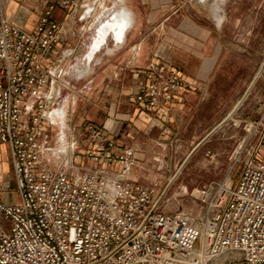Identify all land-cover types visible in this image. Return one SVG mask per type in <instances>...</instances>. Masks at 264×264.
I'll return each mask as SVG.
<instances>
[{
  "label": "built area",
  "instance_id": "1",
  "mask_svg": "<svg viewBox=\"0 0 264 264\" xmlns=\"http://www.w3.org/2000/svg\"><path fill=\"white\" fill-rule=\"evenodd\" d=\"M59 3L68 10L77 0ZM54 8L28 32L0 0V143L16 180V199L0 198V264H264V112L243 123L226 178L194 189L193 205L176 212L160 208L153 188L100 168L134 162L131 148L100 125L84 128L82 150L60 129L58 153L71 152L72 162L50 166L57 111L46 88L63 46ZM186 86L169 65L152 62L134 102L155 108ZM73 160L91 167L70 171Z\"/></svg>",
  "mask_w": 264,
  "mask_h": 264
},
{
  "label": "crops",
  "instance_id": "2",
  "mask_svg": "<svg viewBox=\"0 0 264 264\" xmlns=\"http://www.w3.org/2000/svg\"><path fill=\"white\" fill-rule=\"evenodd\" d=\"M2 2L7 18L28 32L54 4L52 16L62 24L63 46L46 88L49 104L53 108L62 104L60 109L68 111L70 97L62 98V92L72 90L68 79L73 77L85 80L86 97L90 92L101 95L100 122L89 121L84 128L90 123L102 126L119 146L131 148L134 159L126 168L101 166L108 176L141 184L149 175L143 162L150 154L145 144L157 136L177 137L189 127L194 128V148L221 142L217 148L214 143L207 155L225 157L244 136L243 123L264 112V42H252L256 32H264V0H77L68 10L59 0ZM159 61L182 75L187 86L172 101L141 108L134 102L136 88L145 81L150 64ZM254 63L259 64L256 71ZM230 64L235 65L234 76L242 72L239 86L244 89L221 116L222 97L216 98L215 88L230 80ZM72 103L76 104L75 98ZM215 103L219 105L210 106ZM165 124L168 130L163 133ZM52 126L57 127L58 139L62 128L55 120ZM63 131L68 142L80 145L68 120ZM7 156L11 161L8 151ZM84 163L91 167L88 161L78 164ZM3 186L2 200L16 198Z\"/></svg>",
  "mask_w": 264,
  "mask_h": 264
},
{
  "label": "rangeland",
  "instance_id": "3",
  "mask_svg": "<svg viewBox=\"0 0 264 264\" xmlns=\"http://www.w3.org/2000/svg\"><path fill=\"white\" fill-rule=\"evenodd\" d=\"M256 32L255 38L252 42H264V32ZM257 58V57H255ZM242 65V64H241ZM245 65V64H244ZM254 71L258 67V63H254ZM234 64L229 65V81L222 80L221 85L216 86V98L222 97L221 116H224L229 107L232 104L233 99H236L239 95L238 91H242V72L237 75H233L232 71L235 70ZM234 68V69H233ZM231 74V75H230ZM69 84L72 86V90L64 89L62 92V98L70 97V105L68 111H64L62 104L59 106L54 104V108L60 109L56 113V121L59 119L57 116L63 111V116H66L63 121L71 125L72 133L80 140V149H83L82 141H85L84 126L89 121L100 122L102 111L100 108L101 95L92 94L91 92L86 97L85 94V80L69 78ZM76 101L73 104L72 101ZM217 102V101H216ZM218 103L210 104V106H217ZM59 125V124H56ZM60 126V125H59ZM61 128V126H60ZM194 128H187L185 132L176 136H170L162 138L160 136L155 137L153 142L145 144L144 149L149 147L150 152L147 159L143 160L147 174H149L141 184L153 188L155 191L154 199L159 203L160 208L167 212H176L181 208H187L192 206L190 194L194 189L200 188L204 184L215 183L226 178L229 170V160L227 155L225 157L211 158V154L207 155L208 149H212L211 146L216 143L215 147L222 146L221 142H209L201 145L198 149L192 152L193 148L197 144L195 135L191 133ZM49 133L53 136V142L51 147L54 155H47L50 160V166L56 168L58 165L68 161L72 162L71 152L64 154L58 153V147H60L57 141V127L48 126ZM244 131V129H243ZM214 147V146H212ZM7 145L0 143V190L5 185L11 193L15 194L16 180L14 177L11 161L7 156ZM264 155V148L261 151ZM73 166H70V171H78L89 166L84 163V168H79L80 165L73 160ZM237 174H233L231 179L235 181ZM16 198L12 196V200Z\"/></svg>",
  "mask_w": 264,
  "mask_h": 264
},
{
  "label": "bare ground",
  "instance_id": "4",
  "mask_svg": "<svg viewBox=\"0 0 264 264\" xmlns=\"http://www.w3.org/2000/svg\"><path fill=\"white\" fill-rule=\"evenodd\" d=\"M217 7V6H216ZM114 24V23H113ZM59 119L56 121V119L53 118V121L55 120V124H59L63 130V128L65 127L66 123L63 121V119H65L66 116H63V111H61L59 113V115L57 116ZM59 149H61V146L58 147ZM58 149V150H59Z\"/></svg>",
  "mask_w": 264,
  "mask_h": 264
},
{
  "label": "water",
  "instance_id": "5",
  "mask_svg": "<svg viewBox=\"0 0 264 264\" xmlns=\"http://www.w3.org/2000/svg\"><path fill=\"white\" fill-rule=\"evenodd\" d=\"M232 114H233V112L230 113V114L227 116V119H228L229 117H231ZM198 146H199V144L196 146V148H197ZM196 148H194V150H195ZM194 150H193V151H194ZM193 151H192V152H193ZM192 152H191V154H192Z\"/></svg>",
  "mask_w": 264,
  "mask_h": 264
}]
</instances>
